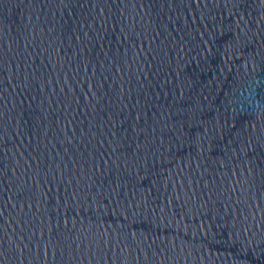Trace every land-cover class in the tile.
I'll list each match as a JSON object with an SVG mask.
<instances>
[{
  "label": "water",
  "instance_id": "obj_1",
  "mask_svg": "<svg viewBox=\"0 0 264 264\" xmlns=\"http://www.w3.org/2000/svg\"><path fill=\"white\" fill-rule=\"evenodd\" d=\"M0 264H264V0H0Z\"/></svg>",
  "mask_w": 264,
  "mask_h": 264
}]
</instances>
